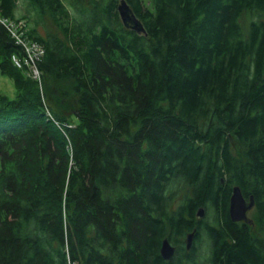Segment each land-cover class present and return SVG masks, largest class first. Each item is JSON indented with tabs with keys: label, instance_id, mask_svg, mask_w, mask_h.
I'll return each mask as SVG.
<instances>
[{
	"label": "trees",
	"instance_id": "16d2710c",
	"mask_svg": "<svg viewBox=\"0 0 264 264\" xmlns=\"http://www.w3.org/2000/svg\"><path fill=\"white\" fill-rule=\"evenodd\" d=\"M26 1L59 34L27 33L34 78L0 22V264H264V0H127L146 34L119 0Z\"/></svg>",
	"mask_w": 264,
	"mask_h": 264
},
{
	"label": "water",
	"instance_id": "95a60500",
	"mask_svg": "<svg viewBox=\"0 0 264 264\" xmlns=\"http://www.w3.org/2000/svg\"><path fill=\"white\" fill-rule=\"evenodd\" d=\"M117 10L123 25L126 28H130L139 34H146V28L141 19L134 13L127 0H119ZM255 206V200L253 196L246 198L240 188L236 185L232 189V195L230 197L229 214L235 222L251 223L252 220L248 218V211ZM206 215V209L201 206L197 211V217L203 218ZM196 235V229L189 232L186 235L185 243L186 248L189 250L193 246L194 238ZM176 252V246L172 244L168 237L162 240L160 246V253L164 260H171Z\"/></svg>",
	"mask_w": 264,
	"mask_h": 264
},
{
	"label": "rangeland",
	"instance_id": "374dc122",
	"mask_svg": "<svg viewBox=\"0 0 264 264\" xmlns=\"http://www.w3.org/2000/svg\"><path fill=\"white\" fill-rule=\"evenodd\" d=\"M144 1L146 4L151 5L150 0H144ZM250 19H251V15L246 14L243 18V23L247 25ZM14 22L16 23L17 26L23 27L26 34L29 32L30 28H36L37 31L44 36H46L48 32L59 34V30L55 26L53 20L50 19L49 17H41L38 14V12L26 0L19 1ZM13 61L20 68H24L25 65V67H27L28 69L27 73L35 78L34 64L29 63L26 59L21 60L18 57L14 58V56H13ZM0 92L9 95L10 97H15L16 95V88L13 80L1 72H0ZM247 215L249 219L251 220L254 219L255 217L254 208L248 211ZM198 251L202 258L209 257L210 246L206 236H204L202 242L198 244Z\"/></svg>",
	"mask_w": 264,
	"mask_h": 264
},
{
	"label": "built area",
	"instance_id": "2783aa9c",
	"mask_svg": "<svg viewBox=\"0 0 264 264\" xmlns=\"http://www.w3.org/2000/svg\"><path fill=\"white\" fill-rule=\"evenodd\" d=\"M0 22L7 27L10 34L16 39V42L18 44H21L24 47L27 53L26 60L29 63H32L35 65L34 76L36 78H40V73L38 69L36 68V61L43 55L44 46L38 41L32 40L28 36V34L25 33V30L23 29V27H19L16 25V23L14 22V19L3 17L0 15Z\"/></svg>",
	"mask_w": 264,
	"mask_h": 264
}]
</instances>
